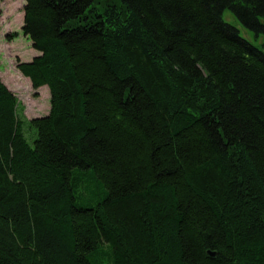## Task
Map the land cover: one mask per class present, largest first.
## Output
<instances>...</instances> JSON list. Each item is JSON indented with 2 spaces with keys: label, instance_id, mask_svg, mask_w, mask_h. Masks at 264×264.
Returning <instances> with one entry per match:
<instances>
[{
  "label": "trees",
  "instance_id": "obj_1",
  "mask_svg": "<svg viewBox=\"0 0 264 264\" xmlns=\"http://www.w3.org/2000/svg\"><path fill=\"white\" fill-rule=\"evenodd\" d=\"M226 9L264 35V0H26L51 108L0 78V264H264V49Z\"/></svg>",
  "mask_w": 264,
  "mask_h": 264
},
{
  "label": "rangeland",
  "instance_id": "obj_2",
  "mask_svg": "<svg viewBox=\"0 0 264 264\" xmlns=\"http://www.w3.org/2000/svg\"><path fill=\"white\" fill-rule=\"evenodd\" d=\"M25 4L26 0H0V78L25 106L26 117L33 118L49 113L51 94L47 85L34 89L31 80L17 67L19 61H30L40 54L22 32ZM223 17L236 26L243 37L264 49V35L256 36L230 9L224 11Z\"/></svg>",
  "mask_w": 264,
  "mask_h": 264
},
{
  "label": "bare ground",
  "instance_id": "obj_3",
  "mask_svg": "<svg viewBox=\"0 0 264 264\" xmlns=\"http://www.w3.org/2000/svg\"><path fill=\"white\" fill-rule=\"evenodd\" d=\"M38 55H39V54H38ZM34 57H35V56H34ZM34 57H33V58H34ZM33 58H32V59H33ZM36 117H37V116H36Z\"/></svg>",
  "mask_w": 264,
  "mask_h": 264
},
{
  "label": "water",
  "instance_id": "obj_4",
  "mask_svg": "<svg viewBox=\"0 0 264 264\" xmlns=\"http://www.w3.org/2000/svg\"><path fill=\"white\" fill-rule=\"evenodd\" d=\"M23 27V26H22Z\"/></svg>",
  "mask_w": 264,
  "mask_h": 264
}]
</instances>
